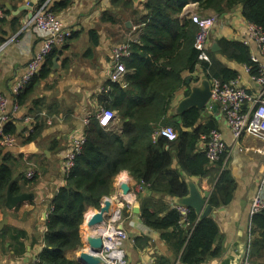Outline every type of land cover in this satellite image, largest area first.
<instances>
[{
  "label": "trees",
  "instance_id": "trees-1",
  "mask_svg": "<svg viewBox=\"0 0 264 264\" xmlns=\"http://www.w3.org/2000/svg\"><path fill=\"white\" fill-rule=\"evenodd\" d=\"M72 2L53 0L49 8L54 13L63 11ZM189 3H196L201 10L211 9L219 16L240 6L242 17L264 31V0H145L142 10L135 11V38L127 43L129 54L121 58L126 67L123 76L126 87L121 88L117 82H111L114 88L104 93V106L117 111L122 130L100 126L95 118L85 125L84 144L72 169L64 176L63 184L51 198L43 235L45 245L30 264H80L76 259L67 258L65 251L82 247L79 230L85 220L84 213L89 207L100 208L101 199L111 194L114 178L122 170L142 183L151 194L170 198L187 194L185 175L208 176L211 184L214 180L215 183L211 186L207 202L218 208L231 201L235 183L225 167V160L221 158L211 163L199 149L203 143L201 135L217 128L214 118H203L202 109L196 107L185 110L178 120L174 112H168L172 110L174 94L185 83L182 73H193L196 65L202 67L209 81L213 78L228 81L238 76V72L228 68L217 53L249 66L251 75L257 74L258 65L250 58V45L225 37L218 40L219 51L216 54L209 48L208 61L199 59L194 46L197 26L190 18L180 17ZM111 4L131 7V0H111ZM1 7L4 8L3 5ZM6 38L5 34L1 35L0 44ZM55 52L56 47H53L38 73L14 95L19 111L39 82L50 73ZM193 80L197 81L198 77H193ZM188 93L189 88L185 95ZM31 110L27 114L30 115ZM31 115L33 121L29 135L24 134L28 125L18 131L17 123L21 120L15 115L4 124V133L16 135L22 144L35 141L46 123L40 110ZM167 125L176 132L173 140L157 134L160 127ZM153 133L155 139L152 138ZM0 161V207H3L8 185L11 184L12 193H18L21 189L18 179L24 180L25 177L20 173L18 179H13L11 155L3 153L2 147ZM35 177L36 174L27 179L34 181ZM140 208L142 222L158 231L160 237L179 254L178 264H204L219 256L220 246L216 242L219 229L212 216L199 219L189 208L187 224L183 225L175 207L160 197L144 198ZM250 218L251 264H264V208L251 214ZM133 240L137 247L148 246L150 242L149 237L142 236H135ZM153 264L175 262L157 256Z\"/></svg>",
  "mask_w": 264,
  "mask_h": 264
},
{
  "label": "crops",
  "instance_id": "crops-1",
  "mask_svg": "<svg viewBox=\"0 0 264 264\" xmlns=\"http://www.w3.org/2000/svg\"><path fill=\"white\" fill-rule=\"evenodd\" d=\"M36 1L38 0H32ZM72 1L69 8L55 12L63 26L71 31L72 36L62 45L55 46L56 52L51 59L50 73L39 82L25 106L15 114L20 118L24 113H28L29 109H32L31 114L40 110L46 125L35 141L22 144L21 140L17 139L14 146L0 145L3 153L11 155L13 179H18L22 173L24 180L29 181L25 183L22 178L18 179L21 186L18 193L31 195L13 209L0 207V264H30L36 260V255L44 247L45 220L51 198L64 182L61 167L65 153L71 145V137L83 134L90 119H96L95 114L98 110L105 108L104 93L114 88L110 79L111 71L114 69L113 48L127 44L135 38V11L142 10L145 0L137 3L131 0V7L113 6L111 0ZM25 2L26 0H0V36L5 34V38L7 37L0 51V95L7 98L6 110L9 113L12 112L14 104L10 89L24 73L30 58L41 45L40 36L32 26L27 25L31 9ZM34 7L35 4L32 9ZM193 14L215 17V24L209 32L207 42L214 54L219 49L213 51L212 43L216 42L219 47L218 40L221 37L243 41L247 35L248 22L242 17L240 6L219 16L211 9L201 10L196 3H189L184 7L180 17L185 19ZM250 49L251 53L258 55L255 43H251ZM217 57H220L228 68L238 72L240 83L250 93L260 92L259 85L251 78L245 64L228 60L220 53H217ZM259 57L260 62L264 64V56ZM195 76L200 79L206 78L200 65H196L193 73H182V77L185 78ZM117 83L121 88H125L127 84L124 78ZM187 88L189 86L185 80L174 94L172 110L168 114L174 112L173 108L178 101L186 96ZM201 116L207 119L214 118L217 128L222 133L227 144L225 167L230 171L235 183L229 204L213 207L212 217L219 229L216 242L220 246V254L204 264H240L247 241L252 237L249 224L250 208L264 169V141L250 135H243L235 141L218 105L215 110L209 106L203 108ZM47 117L50 118V124H47ZM110 128L122 130L117 111ZM28 170L35 171L34 181L27 179ZM185 176L195 183L201 194L207 191L211 193V186L215 180L211 184L208 176ZM122 182L131 188V191L123 196L120 189ZM136 184V180L126 170L116 175L109 195L112 201L111 215L117 209L121 210L119 204L122 201L118 202L119 197L129 199V193L134 191ZM139 193L138 200L136 197L132 207L124 209L121 216L122 227L127 233L124 249L128 264H153L157 256H164L178 264L179 254L160 237L158 231L148 228L139 215L141 201L148 196L160 197L171 207L182 204L176 202L178 197L153 195L146 187ZM103 200L102 198L101 205ZM134 206H138V214L132 212ZM95 210L97 209L93 207L86 210L85 221ZM85 221L79 230L83 245L81 248L65 251L67 258L77 260L79 252L86 248L85 240L88 235L99 233V227L93 230L87 227ZM186 224L187 222L183 225ZM135 236L149 237V245L135 246L133 240Z\"/></svg>",
  "mask_w": 264,
  "mask_h": 264
},
{
  "label": "built area",
  "instance_id": "built-area-1",
  "mask_svg": "<svg viewBox=\"0 0 264 264\" xmlns=\"http://www.w3.org/2000/svg\"><path fill=\"white\" fill-rule=\"evenodd\" d=\"M49 0H45L36 4L32 11V15L27 24L32 25L34 31L41 38V45L29 60V65L26 68L22 77L15 82L10 89L12 96L17 95L25 86L26 83L39 71L42 63H44L46 56L53 47L62 45L66 39L71 35V31L65 28L62 22L56 17L55 13L49 8ZM29 6V2L27 1ZM191 20L197 25L198 31L195 37V48L199 51L198 58L208 61L207 40L209 31L215 24V18L212 16L192 15ZM255 43L258 50V55L251 53V60L258 65V72L251 75V78L259 85L260 92L258 94L250 93L241 83L239 77L236 76L228 81H222L218 78L211 79V95L210 101L216 103L225 118L233 139L239 140L243 135H250L252 137L264 141V64L260 62L259 56H264V31L248 22L247 35L243 39V43L251 45ZM5 42L0 44V51L3 49ZM129 54L128 45H118L113 48L112 59L114 62V69L111 71L110 79L113 82H121L126 71L121 58ZM249 72V66L245 65ZM7 98L0 95V145L14 146L16 135L4 133L2 122L11 118L20 109L17 101H15L12 112L6 110ZM96 120L100 126L108 127L112 124L115 118V111L110 108H101L95 114ZM23 127L28 125L25 135H29L32 130L31 122L33 116L24 113L18 118ZM87 120L85 119V123ZM47 124H50V118L47 117ZM159 134L166 137L168 140H173L176 137L174 128L170 125L163 127ZM152 138L155 139V133ZM203 143L200 145L202 151L210 162H216L222 157L227 156V144L225 143L222 133L218 128L211 129L208 134L201 135ZM85 141L84 134L72 136L70 140V147L65 153L64 161L61 167V174L68 175L74 165L76 155L80 152ZM35 171L28 170L27 178H32ZM143 185L137 184L134 191L137 194L142 191ZM110 198L105 196L103 199ZM101 205V204H100ZM122 208L130 209L126 202H120ZM182 217V221H187L189 207L183 205L173 206ZM264 208V169L261 173L257 184L256 194L251 200L250 215ZM120 211H114L113 215L105 219L103 226L98 228L102 238L103 246L98 252L99 256L105 260L104 264H128L124 243L127 239V233L121 224ZM120 223L121 226H118ZM250 240L247 241L246 248L242 255L240 264H251L250 260Z\"/></svg>",
  "mask_w": 264,
  "mask_h": 264
},
{
  "label": "water",
  "instance_id": "water-1",
  "mask_svg": "<svg viewBox=\"0 0 264 264\" xmlns=\"http://www.w3.org/2000/svg\"><path fill=\"white\" fill-rule=\"evenodd\" d=\"M134 3L143 0H132ZM130 26V23L127 24ZM219 47L216 42L212 43V50L216 51ZM56 64V61L54 60ZM186 84L189 86V93L180 99L176 106L173 108L174 113L177 115L176 119H179V115L183 113L190 107H196L198 109H203L207 106L212 109L217 108V104L210 101L211 95V85L208 78L199 79L198 81H193L191 77L186 78ZM113 110V109H112ZM115 119V118H114ZM18 131H21L24 127L21 124H17ZM1 167V162H0ZM137 182V181H136ZM185 182L188 186V192L183 197H178L176 202L186 207L191 208L199 219L207 217L209 215L213 216V206H211L207 201L210 195V192H205L203 194L200 193L195 183L189 179H185ZM137 184H142L137 182ZM136 184V185H137ZM135 185V186H136ZM143 185V184H142ZM143 185V189H144ZM121 195H127L129 191H131L130 186L127 183L122 182L120 184ZM142 189V190H143ZM30 193H18L13 194L11 191V185H8L6 190V197L4 202V207L6 209H13L20 202L29 199ZM121 200H118L120 202ZM111 204L112 201L108 197L103 200V204L100 205V208L95 210L92 215L86 219L85 224L87 227L96 230L98 227L102 226L104 223V218L109 217L111 213ZM133 213H139L138 206H134L132 209ZM86 248L79 252L77 257V261L81 264H98L100 261V257L96 256L97 251H99L102 247V238L101 236H96L94 234L88 235L85 240Z\"/></svg>",
  "mask_w": 264,
  "mask_h": 264
},
{
  "label": "bare ground",
  "instance_id": "bare-ground-1",
  "mask_svg": "<svg viewBox=\"0 0 264 264\" xmlns=\"http://www.w3.org/2000/svg\"><path fill=\"white\" fill-rule=\"evenodd\" d=\"M42 64H43V63H42ZM28 65H29V63L27 64V66H28ZM41 66H42V65H41ZM26 68H27V67H26ZM40 68H41V67H40ZM39 70H40V69H39ZM25 71H26V70H25ZM25 71H24V73H25ZM24 73H23V74H24ZM23 74H22V75H23ZM22 75L20 76V78L22 77ZM20 78H19V79H20ZM19 79H18V80H19ZM31 79H32V78H31ZM31 79L26 83V85L31 81ZM210 82H211V81H210ZM7 120H9V119H7ZM7 120H4V121L2 122V126H3V127H4V124L6 123ZM0 122H1V121H0ZM163 127H165V126L160 127V129L158 130V132H157L158 135H161V134H159V132H160V130H161ZM139 194H140V193H139ZM137 195H138V194H137L136 192H133V191H132V192L129 193V199L120 196V197H119V200L126 202L129 206L132 207L133 202H134V200L136 199ZM119 205H120V204H119ZM120 207H121V210H120V209H117L116 211L119 210V211H120V215H122L124 209H126V208H122V206H120ZM91 215H92V214H91ZM91 215L87 216L86 219H88ZM106 219H107V218H106ZM102 226H103V225H102ZM118 226H121L120 223H119ZM94 235H96V236H100V233H98V234L96 233V234H94ZM102 246H103V242H102ZM101 249H102V247H101ZM101 249H100V250H101ZM100 250H99V251H100ZM99 251H97V253H96V256H98V257H100L99 254H98ZM125 256H126V254H125ZM126 257H127V256H126ZM99 261H100V262H99L98 264H104V263H105V260L102 259L101 257H100V260H99Z\"/></svg>",
  "mask_w": 264,
  "mask_h": 264
},
{
  "label": "clouds",
  "instance_id": "clouds-1",
  "mask_svg": "<svg viewBox=\"0 0 264 264\" xmlns=\"http://www.w3.org/2000/svg\"><path fill=\"white\" fill-rule=\"evenodd\" d=\"M27 1L29 2V7H30V15H29V19H30V17H31V15H32V11H33V9H32V7H33V5L35 4V6H36V4H39V3H41V2H43V1H41V0H38V1H36V2H32V0H26V5H27ZM50 2L52 1V0H49ZM50 2H49V4H50ZM28 6V5H27ZM193 15H195V14H193ZM198 15V14H197ZM192 16V15H191ZM191 16L189 17L190 19H191ZM201 16H209V15H201ZM213 17V16H212ZM215 18V17H214ZM28 19V20H29ZM27 23H28V21H27ZM28 26H32V25H30V24H27ZM197 26V25H196ZM213 27V26H212ZM211 30V29H210ZM197 31H198V28H197ZM210 32V31H209ZM70 36H72V33H71V35ZM208 37H209V35H208ZM207 42H208V40H207ZM195 43V42H194ZM60 46V45H59ZM207 50L209 51V46L207 45ZM199 52V51H198ZM209 56V55H208ZM125 66V65H124ZM125 69H126V67H125ZM126 72V71H125ZM38 73V72H37ZM125 74V73H124ZM124 76V75H123ZM198 77V76H197ZM192 78V81H195V80H193V77H191ZM200 78L198 77V80H199ZM197 80V81H198ZM113 82V81H112ZM199 149H201V147H199ZM202 151V150H201ZM224 160H225V158L224 157H222ZM208 159V158H207ZM209 161V160H208ZM210 162V161H209ZM217 162V161H216ZM211 163H215V162H211Z\"/></svg>",
  "mask_w": 264,
  "mask_h": 264
},
{
  "label": "rangeland",
  "instance_id": "rangeland-1",
  "mask_svg": "<svg viewBox=\"0 0 264 264\" xmlns=\"http://www.w3.org/2000/svg\"><path fill=\"white\" fill-rule=\"evenodd\" d=\"M17 124H21L22 125V123H20V122H18Z\"/></svg>",
  "mask_w": 264,
  "mask_h": 264
}]
</instances>
